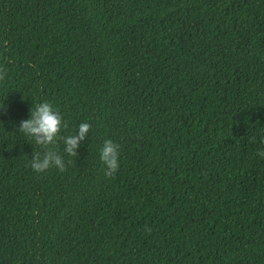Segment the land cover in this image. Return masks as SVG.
Returning a JSON list of instances; mask_svg holds the SVG:
<instances>
[{"label": "trees", "instance_id": "trees-1", "mask_svg": "<svg viewBox=\"0 0 264 264\" xmlns=\"http://www.w3.org/2000/svg\"><path fill=\"white\" fill-rule=\"evenodd\" d=\"M0 68V264H264V0H0Z\"/></svg>", "mask_w": 264, "mask_h": 264}, {"label": "clouds", "instance_id": "clouds-1", "mask_svg": "<svg viewBox=\"0 0 264 264\" xmlns=\"http://www.w3.org/2000/svg\"><path fill=\"white\" fill-rule=\"evenodd\" d=\"M6 72L0 68V80L5 78ZM63 117L53 105L48 102H42L33 106L30 110V118L20 121L18 131L23 133L29 140H34L35 144L44 151L34 152L30 161L31 169L36 173H44L50 168H57L60 172L66 171L64 159L52 147L58 139H62L65 148L64 151L69 156H77V150L81 143L87 138L91 125L87 122L78 126V131L67 137H61ZM66 128L67 125L63 124ZM119 149L120 146L112 140H105L100 150V161L103 165V172L106 178H113L119 167ZM261 159H264V150L256 153ZM71 163V161H69Z\"/></svg>", "mask_w": 264, "mask_h": 264}]
</instances>
